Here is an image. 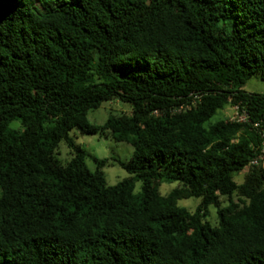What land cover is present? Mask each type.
Returning <instances> with one entry per match:
<instances>
[{
	"label": "trees",
	"instance_id": "obj_1",
	"mask_svg": "<svg viewBox=\"0 0 264 264\" xmlns=\"http://www.w3.org/2000/svg\"><path fill=\"white\" fill-rule=\"evenodd\" d=\"M256 76L264 0H0V264H264ZM112 101L131 114L89 122ZM74 130L130 144L129 177Z\"/></svg>",
	"mask_w": 264,
	"mask_h": 264
},
{
	"label": "rangeland",
	"instance_id": "obj_2",
	"mask_svg": "<svg viewBox=\"0 0 264 264\" xmlns=\"http://www.w3.org/2000/svg\"><path fill=\"white\" fill-rule=\"evenodd\" d=\"M245 90L247 92L264 94V80L257 76L253 77L245 86ZM119 114H131V107L118 101L106 102L103 103L99 109L91 110L88 113V120L92 124L103 125L109 116ZM220 119L230 121L238 119L236 109L226 107L224 110L218 111L212 118L211 123L214 124ZM71 136L76 138L77 144L87 151V164L91 170L94 171L96 169V160L101 161L106 159L109 161V164L103 168V172L105 173L109 185L115 186L129 177V174L119 163H127L131 160L134 149L130 144L116 142L110 136L82 134L78 130H74L71 133ZM58 153L59 158L63 162H67L72 158V150L64 142L60 144ZM245 171L235 176L236 183L241 184L243 182L246 173ZM176 186V183H161L158 187V191L162 195H168ZM140 188L141 184L137 183L136 192L140 191ZM179 204L191 212H194L199 206L200 200L192 198L180 201ZM208 221L213 225L218 224L217 211L213 207L209 209Z\"/></svg>",
	"mask_w": 264,
	"mask_h": 264
},
{
	"label": "built area",
	"instance_id": "obj_3",
	"mask_svg": "<svg viewBox=\"0 0 264 264\" xmlns=\"http://www.w3.org/2000/svg\"><path fill=\"white\" fill-rule=\"evenodd\" d=\"M245 120H246L245 116H242L240 118V121H245ZM261 137H262V148L258 156L252 161L251 165L253 166H264V131L261 133Z\"/></svg>",
	"mask_w": 264,
	"mask_h": 264
}]
</instances>
